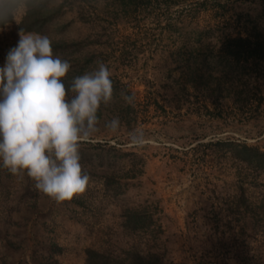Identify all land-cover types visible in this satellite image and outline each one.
<instances>
[{
  "label": "rangeland",
  "instance_id": "obj_1",
  "mask_svg": "<svg viewBox=\"0 0 264 264\" xmlns=\"http://www.w3.org/2000/svg\"><path fill=\"white\" fill-rule=\"evenodd\" d=\"M63 12L60 36L88 42L90 71L104 62L135 100L117 132L101 123L81 144L91 179L71 200L0 166V264H87L88 250L104 264H264V158L240 150L264 153V51L224 54L229 37L264 44V0H67ZM22 16L0 28V67Z\"/></svg>",
  "mask_w": 264,
  "mask_h": 264
},
{
  "label": "clouds",
  "instance_id": "obj_2",
  "mask_svg": "<svg viewBox=\"0 0 264 264\" xmlns=\"http://www.w3.org/2000/svg\"><path fill=\"white\" fill-rule=\"evenodd\" d=\"M38 0H0V24L28 14ZM17 45L0 67V166L14 176L25 175L34 188L60 203L83 194L90 176L83 171L80 147L99 131L98 112L113 101L111 71L104 62L75 77L63 78L71 63L53 54L52 40L20 29ZM128 105L134 95L121 92ZM121 122L114 117L105 128L115 133ZM142 143L140 133L130 134Z\"/></svg>",
  "mask_w": 264,
  "mask_h": 264
},
{
  "label": "trees",
  "instance_id": "obj_3",
  "mask_svg": "<svg viewBox=\"0 0 264 264\" xmlns=\"http://www.w3.org/2000/svg\"><path fill=\"white\" fill-rule=\"evenodd\" d=\"M67 0H38L37 4L32 8L28 14L23 15L18 24V29L21 28L25 31L37 32L43 35H47L52 40L53 54L60 56L62 59L68 60L72 67L67 73L63 81L66 85H70L75 77L82 76L90 71L88 65H91L94 61V51H90V44L84 40L75 41L67 40L60 36L66 27L65 23H62V18L65 15L63 12V6ZM128 5L135 3L137 0H122ZM85 2V1H83ZM13 20H10L11 23ZM5 25L0 24V28ZM55 32L57 36H49L50 32ZM226 44L224 48V54L228 59L233 62H248L260 58L264 51V44L258 39L251 40L250 37L243 38L241 36L235 38H226ZM113 83V101L108 106H102L98 112L99 124L106 123L114 117L123 118L122 111L128 108L121 99V92H125L130 95L127 88L120 83V81L111 76ZM98 124V125H99ZM243 153L253 154L256 159L264 158V153L260 152L256 148H249L243 146L240 149ZM244 161L246 157L242 158ZM105 257L95 251L88 250L86 252L87 264H104ZM143 259L140 257L136 260H132L130 264H143ZM142 261V262H141ZM119 262L115 263L118 264ZM145 264V263H144Z\"/></svg>",
  "mask_w": 264,
  "mask_h": 264
}]
</instances>
